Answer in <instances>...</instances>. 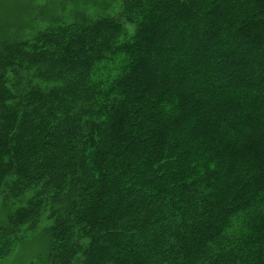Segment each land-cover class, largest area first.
<instances>
[{"label":"trees","instance_id":"obj_1","mask_svg":"<svg viewBox=\"0 0 264 264\" xmlns=\"http://www.w3.org/2000/svg\"><path fill=\"white\" fill-rule=\"evenodd\" d=\"M98 12L0 37V261L264 264V0Z\"/></svg>","mask_w":264,"mask_h":264},{"label":"rangeland","instance_id":"obj_2","mask_svg":"<svg viewBox=\"0 0 264 264\" xmlns=\"http://www.w3.org/2000/svg\"><path fill=\"white\" fill-rule=\"evenodd\" d=\"M119 6L120 0H0V37H28L56 17L70 19L77 14L91 15L98 11L117 17ZM127 28L128 32L132 31L131 27ZM4 220L5 212L0 205V225ZM44 223L24 233L0 264L43 263L49 250L48 239L42 231Z\"/></svg>","mask_w":264,"mask_h":264}]
</instances>
